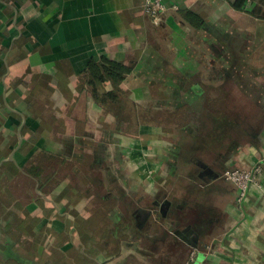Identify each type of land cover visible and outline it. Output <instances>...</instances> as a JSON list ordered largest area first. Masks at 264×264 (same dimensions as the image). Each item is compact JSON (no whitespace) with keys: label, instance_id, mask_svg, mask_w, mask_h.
<instances>
[{"label":"crops","instance_id":"crops-1","mask_svg":"<svg viewBox=\"0 0 264 264\" xmlns=\"http://www.w3.org/2000/svg\"><path fill=\"white\" fill-rule=\"evenodd\" d=\"M164 1L176 8L154 23L144 0H0V166L15 169L0 167V228L40 263L264 264V0ZM102 56L129 69L121 96L149 109L186 76L263 72L261 128L189 162L178 134L95 99L86 70ZM257 162L239 200L221 175Z\"/></svg>","mask_w":264,"mask_h":264},{"label":"trees","instance_id":"trees-1","mask_svg":"<svg viewBox=\"0 0 264 264\" xmlns=\"http://www.w3.org/2000/svg\"><path fill=\"white\" fill-rule=\"evenodd\" d=\"M245 1L236 0L234 4L242 8ZM249 13L257 17L263 15L257 6ZM128 71L118 60L102 56L98 61H91L87 67V87L107 109L119 110L117 119L135 127L141 124L172 127L179 136L176 152L189 162L198 160L209 163L216 153L225 148L243 145L253 139L261 128L262 120L259 117L263 114L259 107L263 93L259 85L245 81L244 73L221 69L220 74L210 75L208 80L201 79L199 75L186 76L185 80L176 83L175 98L163 99L157 109H149L137 106L127 94L121 96L120 84ZM105 84L110 85V90H104ZM168 101L173 106L171 109L168 108ZM143 140L145 146L146 142L150 144V138L143 136ZM2 159L4 155L0 152V161ZM19 166L40 181L39 170H34L33 174L24 164ZM0 167L5 168L7 175L15 172L7 162ZM1 206L0 203V209ZM12 240L8 227L5 230L0 228V264H43L35 259L32 250L24 252L13 248ZM6 251L9 252L5 254Z\"/></svg>","mask_w":264,"mask_h":264},{"label":"built area","instance_id":"built-area-1","mask_svg":"<svg viewBox=\"0 0 264 264\" xmlns=\"http://www.w3.org/2000/svg\"><path fill=\"white\" fill-rule=\"evenodd\" d=\"M176 8V5L169 6L164 0H144L143 10L152 21L159 22L162 16L169 10ZM263 173L260 163H255L249 168L236 167L224 170L222 178L233 183L239 190L238 199H245L249 188L259 183V177ZM199 254L198 249L191 248L186 263L194 262Z\"/></svg>","mask_w":264,"mask_h":264},{"label":"rangeland","instance_id":"rangeland-1","mask_svg":"<svg viewBox=\"0 0 264 264\" xmlns=\"http://www.w3.org/2000/svg\"><path fill=\"white\" fill-rule=\"evenodd\" d=\"M243 73H244L243 75L245 77V81L250 80L252 82V84L261 85V83L263 81V74H262L263 72H253V73L243 72ZM157 132H159V134L162 132H165L167 134L174 133L173 128L169 127V126H167V127L165 126L164 128L158 127V130L156 129V133Z\"/></svg>","mask_w":264,"mask_h":264},{"label":"water","instance_id":"water-1","mask_svg":"<svg viewBox=\"0 0 264 264\" xmlns=\"http://www.w3.org/2000/svg\"><path fill=\"white\" fill-rule=\"evenodd\" d=\"M12 158V157H11Z\"/></svg>","mask_w":264,"mask_h":264}]
</instances>
